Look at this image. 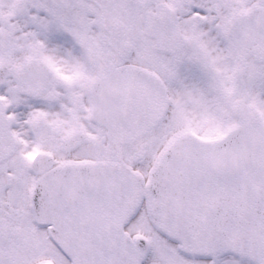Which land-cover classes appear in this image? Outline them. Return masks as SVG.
<instances>
[{
  "label": "snow or ice",
  "instance_id": "snow-or-ice-1",
  "mask_svg": "<svg viewBox=\"0 0 264 264\" xmlns=\"http://www.w3.org/2000/svg\"><path fill=\"white\" fill-rule=\"evenodd\" d=\"M0 264H264V0H0Z\"/></svg>",
  "mask_w": 264,
  "mask_h": 264
}]
</instances>
